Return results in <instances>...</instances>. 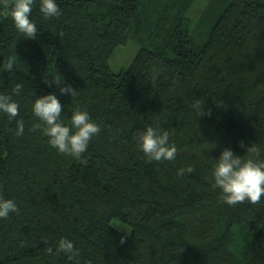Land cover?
<instances>
[{
	"label": "trees",
	"instance_id": "1",
	"mask_svg": "<svg viewBox=\"0 0 264 264\" xmlns=\"http://www.w3.org/2000/svg\"><path fill=\"white\" fill-rule=\"evenodd\" d=\"M195 1L58 0L56 17L33 8L34 38L0 11V93L20 104L17 117L0 114V194L18 205L0 218V264H264V197L228 204L211 178L224 147L264 154V0H213L194 28ZM129 41L138 51L114 72ZM48 92L65 116L80 106L100 125L80 159L50 146L31 112ZM149 124L169 131L174 160L141 152ZM62 237L71 258L47 252Z\"/></svg>",
	"mask_w": 264,
	"mask_h": 264
},
{
	"label": "clouds",
	"instance_id": "2",
	"mask_svg": "<svg viewBox=\"0 0 264 264\" xmlns=\"http://www.w3.org/2000/svg\"><path fill=\"white\" fill-rule=\"evenodd\" d=\"M4 15L10 17L14 27L23 36L34 38L38 31L37 22L30 18L34 7L38 5L41 15L44 18H52L61 14L58 0H0ZM9 62L7 68H12ZM157 73L153 72V80ZM61 77L54 76L52 83L60 85L59 93L69 94L73 98L76 89L71 85H61ZM23 88L22 83H16L11 92L18 94ZM202 101L197 99L192 108L197 114H201ZM31 112L40 122L43 134L47 142L59 153L80 159L88 149L89 142L100 132V125L90 113L76 106L71 110L70 116L62 113V104L59 97L48 92L35 96L31 101ZM20 112V104L12 98L10 93H0V114H6L10 119L17 117ZM15 134L20 136L25 129L23 119L16 120ZM169 131L146 125L138 133L137 144L141 152L149 159L155 161H171L176 158L177 145L170 142ZM240 146L245 149L243 155L236 154L231 147H224L212 167L213 186L220 189V198L228 204H237L248 201L256 203L264 197V154L255 144H245L240 141ZM86 162V161H83ZM192 168L181 167L176 170L177 175L191 172ZM18 209L16 201L10 197L0 194V218H6L11 212ZM74 241L67 238H60L55 246L47 248L50 254L63 253L71 258L75 254Z\"/></svg>",
	"mask_w": 264,
	"mask_h": 264
},
{
	"label": "rangeland",
	"instance_id": "3",
	"mask_svg": "<svg viewBox=\"0 0 264 264\" xmlns=\"http://www.w3.org/2000/svg\"><path fill=\"white\" fill-rule=\"evenodd\" d=\"M213 0H196L195 3L193 4L188 17L192 21V26L196 28L198 23L201 22L202 18V13L203 11L208 7V5L211 4ZM199 30V29H198ZM202 33V32H198ZM138 51V46L134 44L132 41H129L126 45L124 46H119L116 48L114 51L111 59H110V67L114 72H118L119 70L127 67L135 54ZM110 226L113 227L114 229L118 230L122 234L128 235L130 234V228L117 221V220H112L110 222Z\"/></svg>",
	"mask_w": 264,
	"mask_h": 264
}]
</instances>
